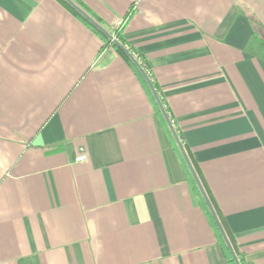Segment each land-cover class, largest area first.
Returning <instances> with one entry per match:
<instances>
[{
	"label": "crops",
	"instance_id": "obj_1",
	"mask_svg": "<svg viewBox=\"0 0 264 264\" xmlns=\"http://www.w3.org/2000/svg\"><path fill=\"white\" fill-rule=\"evenodd\" d=\"M147 60L250 264H264V0H80ZM86 155V160L77 158ZM0 264H230L129 64L57 0H0Z\"/></svg>",
	"mask_w": 264,
	"mask_h": 264
},
{
	"label": "trees",
	"instance_id": "obj_2",
	"mask_svg": "<svg viewBox=\"0 0 264 264\" xmlns=\"http://www.w3.org/2000/svg\"><path fill=\"white\" fill-rule=\"evenodd\" d=\"M62 6H64L69 12H71L77 19H79L80 21H82L84 24H86L92 31H94L97 35H99L103 41H104V47H108V46H111L128 64L129 66L135 71L136 75L139 77L140 81L142 82L144 88L146 89L147 93L150 95L151 99H152V102L154 103L160 117L162 118V120L165 122V124L168 126L162 112H161V109L149 87V85L147 84L145 78L143 77V75L141 74V72L139 71V69L136 67V65L132 62V60L117 46L115 45L105 34H103L95 25H93L91 22H89L87 19L84 18V16H82L75 8H73L66 0H57ZM73 2H75L81 9H83L86 13H88L97 23H99L102 27H104L121 45H123L124 47H126L135 57L136 59L138 60V62L141 64V66L144 68V70L146 71V73L149 75L150 79L153 81V84H154V87L156 88L161 100H162V103L164 104L165 108H166V111L167 113L169 114L173 124H174V119H173V115L171 114V111L169 109V107L167 106L166 104V101H165V98H164V95L159 87V85L157 84L156 80L154 79L151 71H150V66L147 62V60L145 59V57L143 55H141L140 53H138L136 51V49L127 42V40L125 39L124 35H123V27L122 28H116V27H111L107 24H105L103 22V20L98 17L95 13H93L82 1L80 0H72ZM251 22H252V26H253V33H252V36L249 40V43L247 45V48L246 50H248L252 55H254L255 57L261 59V60H264V26L254 17H251ZM175 126V124H174ZM176 128V127H175ZM168 129L172 135V138L174 140V143H175V146H176V150L178 152V155L184 165V168L188 174V178L190 180V183L192 184V187L194 189V192L196 194V196L198 197L199 199V202L200 204L204 207V209L206 210L207 214H208V217L210 218V221L216 231V234L218 236V239L226 253V256L228 258V261L230 264H237L236 260L234 259L233 255L231 254L219 228L217 227L214 219H213V216L205 202V199L190 171V168L187 164V162L185 161L178 145H177V142L168 126ZM177 130V129H176ZM178 132V131H177ZM179 134V132H178ZM179 137L181 139V136L179 134ZM182 141V139H181ZM183 145H184V148L186 150V153L198 175V177L200 178L203 186H204V189L220 219V222L228 236V239L234 249V252L236 254V257H237V260L240 264H250L246 258H245V255L240 251V249L238 248L237 244H236V241L235 239L233 238V236L231 235V233L229 232V229L227 228L226 226V223H225V220H224V217L222 216V213L220 211V209L218 208L213 196H212V193L211 191L209 190L198 166H197V163L189 149V147L187 146V144L182 141Z\"/></svg>",
	"mask_w": 264,
	"mask_h": 264
},
{
	"label": "water",
	"instance_id": "obj_3",
	"mask_svg": "<svg viewBox=\"0 0 264 264\" xmlns=\"http://www.w3.org/2000/svg\"><path fill=\"white\" fill-rule=\"evenodd\" d=\"M66 1L73 8H75L82 16H84L85 19H87L89 22H91L93 25H95L115 45H117L132 60V62L136 65V67L139 69V71L141 72V74L145 78V80H146L147 84L149 85V87H150V89H151V91H152V93H153V95H154V97H155L160 109H161V112H162V114H163V116H164V118H165V120H166V122H167V124H168V126H169V128H170V130H171L176 142H177V145H178V147H179V149H180L185 161L187 162V164H188V166L190 168V171H191V173H192V175H193V177H194V179H195V181H196V183H197V185H198V187H199V189H200V191H201V193H202V195H203V197L205 199V202H206V204H207V206H208V208H209V210H210V212H211V214L213 216V219H214L217 227L219 228V230H220V232H221V234H222V236H223V238H224V240H225V242H226L231 254L233 255L234 259L236 260L237 264H240L238 262V260H237L236 254H235L234 249H233V247H232V245H231V243H230V241L228 239V236H227V234H226V232H225V230H224V228H223V226H222V224L220 222V219H219V217H218V215H217V213H216V211H215V209H214V207H213V205H212V203H211V201H210V199H209V197H208V195H207V193H206V191L204 189V186H203L200 178L198 177V175H197V173H196V171H195V169H194V167H193V165H192V163H191V161H190V159H189V157H188V155L186 153L184 145H183V143H182V141H181V139L179 137V134H178V132H177V130H176V128H175L170 116H169V114L167 113L166 108H165L164 104L162 103V100H161L156 88L154 87L153 81L150 79L149 75L146 73L144 68L138 62L136 57L126 47L121 45L104 27H102L99 23H97L88 13H86L83 9H81L75 2H73L72 0H66Z\"/></svg>",
	"mask_w": 264,
	"mask_h": 264
},
{
	"label": "built area",
	"instance_id": "obj_4",
	"mask_svg": "<svg viewBox=\"0 0 264 264\" xmlns=\"http://www.w3.org/2000/svg\"><path fill=\"white\" fill-rule=\"evenodd\" d=\"M124 23H125V21L124 20H119V21H116L115 22V24H114V27H116V28H122V27H124ZM86 160V155H81V156H79L78 158H77V161L78 162H83V161H85Z\"/></svg>",
	"mask_w": 264,
	"mask_h": 264
}]
</instances>
